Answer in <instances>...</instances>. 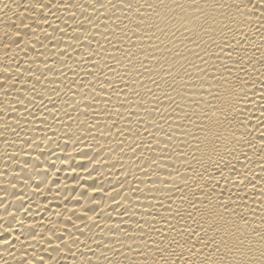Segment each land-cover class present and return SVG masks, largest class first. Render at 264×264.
Wrapping results in <instances>:
<instances>
[{
  "label": "bare ground",
  "instance_id": "1",
  "mask_svg": "<svg viewBox=\"0 0 264 264\" xmlns=\"http://www.w3.org/2000/svg\"><path fill=\"white\" fill-rule=\"evenodd\" d=\"M0 133V264L264 258V0H0Z\"/></svg>",
  "mask_w": 264,
  "mask_h": 264
},
{
  "label": "clouds",
  "instance_id": "2",
  "mask_svg": "<svg viewBox=\"0 0 264 264\" xmlns=\"http://www.w3.org/2000/svg\"><path fill=\"white\" fill-rule=\"evenodd\" d=\"M241 11L246 12L243 8L241 9ZM157 15L159 16L160 14L157 13ZM240 92H241L240 88H231L229 91H227L224 95V105H227V106L235 105L236 102L239 100ZM225 112H226V107L224 106L218 107L217 110L211 112V118L213 119L214 122L216 120L223 119ZM0 135H3V133H0ZM231 211L232 209H229L228 215H231ZM240 226L243 227L242 224ZM241 235H243V233H241ZM255 239L260 240L261 236L258 235L257 237H255ZM260 247H264V240L261 241ZM3 264H11V262L3 261ZM81 264H87V262L81 261ZM224 264H264V258L256 259L255 257H253L248 260L237 259L235 261H226L224 262Z\"/></svg>",
  "mask_w": 264,
  "mask_h": 264
}]
</instances>
